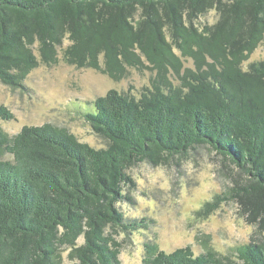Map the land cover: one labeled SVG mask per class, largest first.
Returning a JSON list of instances; mask_svg holds the SVG:
<instances>
[{
  "label": "trees",
  "instance_id": "1",
  "mask_svg": "<svg viewBox=\"0 0 264 264\" xmlns=\"http://www.w3.org/2000/svg\"><path fill=\"white\" fill-rule=\"evenodd\" d=\"M263 46L264 0H0L7 86L23 87L40 63L56 66L60 53L70 66L116 80L142 66L141 55L159 71L139 98L113 89L80 103L104 148L51 124L25 126L14 137L0 127V264H62L66 251L75 264H120L116 236L148 228L119 208L132 201L128 170L200 147L245 182L198 215L237 202L254 228L251 242L230 255L210 246L199 255L191 246L167 253L148 243L143 264H264V60L244 66ZM0 118L14 115L0 105Z\"/></svg>",
  "mask_w": 264,
  "mask_h": 264
},
{
  "label": "rangeland",
  "instance_id": "2",
  "mask_svg": "<svg viewBox=\"0 0 264 264\" xmlns=\"http://www.w3.org/2000/svg\"><path fill=\"white\" fill-rule=\"evenodd\" d=\"M213 18L212 14L205 21L211 23ZM68 44L65 41L64 47ZM59 60L53 67L40 63L21 88H12L0 81V105L14 115L10 121L0 118V127L10 137L25 126L51 124L67 129L83 143L104 148L107 142L93 132L79 113L80 103L93 102L113 89L139 98L159 74L142 55L143 65L127 67L117 80L99 70L70 66L62 53ZM263 60L264 46L244 66ZM183 62L185 69L193 68L191 60L183 59ZM102 68H105L103 64ZM168 76L178 83L175 76ZM84 109L89 112L91 108L85 105ZM4 158L12 159V156L6 154ZM128 175L133 182L125 187V192L132 201L120 204L119 208L126 219L145 220L148 228L116 236L122 245L120 264H143L148 243L167 253L191 246L199 255L210 246L222 255H230L232 248L251 242L254 228L240 216L237 202H225L209 216L198 215L204 204L216 195L229 192L237 182H245L234 166L224 163L209 148H197L185 157L159 166L141 163L131 167ZM79 244H83V239ZM68 255L69 251L63 253L62 264H75Z\"/></svg>",
  "mask_w": 264,
  "mask_h": 264
}]
</instances>
